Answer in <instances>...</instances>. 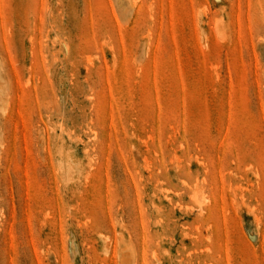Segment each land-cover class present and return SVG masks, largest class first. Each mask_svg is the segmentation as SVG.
I'll return each instance as SVG.
<instances>
[{
  "label": "rangeland",
  "instance_id": "obj_1",
  "mask_svg": "<svg viewBox=\"0 0 264 264\" xmlns=\"http://www.w3.org/2000/svg\"><path fill=\"white\" fill-rule=\"evenodd\" d=\"M0 264H264V0H0Z\"/></svg>",
  "mask_w": 264,
  "mask_h": 264
}]
</instances>
